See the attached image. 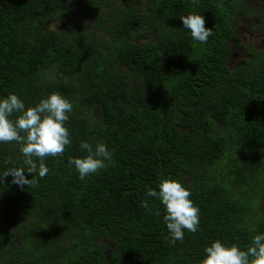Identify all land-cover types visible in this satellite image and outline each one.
<instances>
[{
  "label": "trees",
  "instance_id": "obj_1",
  "mask_svg": "<svg viewBox=\"0 0 264 264\" xmlns=\"http://www.w3.org/2000/svg\"><path fill=\"white\" fill-rule=\"evenodd\" d=\"M190 13L213 30L206 44L184 28ZM238 19L264 33V7L244 0H0V100L73 104L72 143L36 186L3 180L32 175L19 145L0 143V213L15 225L0 264H201L216 240L246 250L264 234V190L246 192L264 184V42L247 47ZM85 141L113 156L81 180L69 157H86ZM174 173L200 225L173 246L147 190Z\"/></svg>",
  "mask_w": 264,
  "mask_h": 264
},
{
  "label": "clouds",
  "instance_id": "obj_2",
  "mask_svg": "<svg viewBox=\"0 0 264 264\" xmlns=\"http://www.w3.org/2000/svg\"><path fill=\"white\" fill-rule=\"evenodd\" d=\"M180 19L184 28L190 31L191 37L197 42L206 44L209 37L214 35L213 30L205 27L206 21L201 14L190 13L187 16L182 15ZM72 110L73 104L58 92L27 109L16 94L0 100V143L14 142L19 145V151L28 166V174L32 175L29 180L23 169H9L3 180L11 175L15 184L36 186L38 180L34 174L38 173L41 179L47 175L49 169L45 159L63 156L66 147L72 143L69 130L65 126ZM14 114L18 115L13 119ZM81 150L87 152L86 157H69V163L74 165L81 180L96 174L106 167L105 161L112 160L113 154L105 143H97L93 147L86 141L81 142ZM147 196L157 198L165 207L163 220L170 233L166 239L173 246L177 241L183 242L185 230L193 234L199 230L200 210L190 199L191 192L178 180L162 178L159 191L149 188ZM141 206L151 211L146 200ZM155 214L160 215L159 209ZM14 228L15 225L9 217H3L0 213V239ZM204 252L206 258L201 264H264V234L255 235L246 250H242L237 244L226 246L216 240L211 246L205 247Z\"/></svg>",
  "mask_w": 264,
  "mask_h": 264
},
{
  "label": "rangeland",
  "instance_id": "obj_3",
  "mask_svg": "<svg viewBox=\"0 0 264 264\" xmlns=\"http://www.w3.org/2000/svg\"><path fill=\"white\" fill-rule=\"evenodd\" d=\"M244 4L248 5L250 7H254V8H257L258 5H261L264 7V0H258V1L257 0H244ZM49 24H50V27L52 29L59 28V25L52 23V21H49L48 25ZM235 29H236V32L241 35L242 41L246 44L247 47L252 46V47H255L259 50L263 47L264 33L254 31L252 29L251 23L249 21H245L243 19H238V21L235 25ZM231 50H233V59H232L233 62H231V63H237L235 65H239V62H240L239 60H240V56L242 57V53H240L238 51L237 47H235V46H232ZM177 164H178L179 169L185 170L184 164H179V163H177ZM173 176H174V178H172V179L178 180L177 177L175 176V173ZM189 181H191V180H189ZM257 188H262V190H264V184L260 185L258 187H255V186L248 187L246 190L248 196L251 198H253V197L258 198L255 196ZM262 193H264V191H262ZM258 199H262L261 209H262V212L264 215V194L261 195L260 198H258ZM254 216H256V215H254ZM3 228H5V227L3 226Z\"/></svg>",
  "mask_w": 264,
  "mask_h": 264
}]
</instances>
